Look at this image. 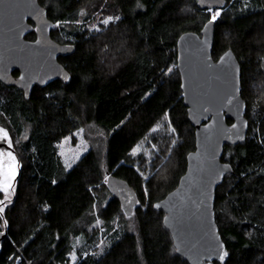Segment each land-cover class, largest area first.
I'll return each instance as SVG.
<instances>
[{
  "label": "trees",
  "instance_id": "1",
  "mask_svg": "<svg viewBox=\"0 0 264 264\" xmlns=\"http://www.w3.org/2000/svg\"><path fill=\"white\" fill-rule=\"evenodd\" d=\"M38 1L54 23L52 39L74 46L57 59L70 79L35 85L28 97L0 82V126L19 160L15 188L0 212L6 233L0 264H68L76 238L83 250L75 264H188L153 204L177 186L195 148L177 39L200 33L214 12L201 9L199 0ZM222 3L212 56L235 54L249 122L244 142L225 145L221 160L232 171L215 191V218L226 264H264V0ZM108 15L118 18L90 29ZM34 37V31L26 35ZM161 122L172 129L159 143V156H167L163 167L170 168L145 180L131 150ZM88 124L105 132L101 153L91 148L65 168L57 144ZM109 174L135 191L132 213L111 193Z\"/></svg>",
  "mask_w": 264,
  "mask_h": 264
},
{
  "label": "water",
  "instance_id": "2",
  "mask_svg": "<svg viewBox=\"0 0 264 264\" xmlns=\"http://www.w3.org/2000/svg\"><path fill=\"white\" fill-rule=\"evenodd\" d=\"M222 4V0L198 1L201 9L210 11ZM53 26L38 0H0L1 83L28 97L35 85L42 88L54 81H69L68 71L57 59L72 53L74 46L53 40ZM31 31L35 37L29 40L26 35ZM214 31L215 20L210 19L200 33L184 32L177 39L180 89L194 127L195 148L187 154L177 186L153 204L164 213L163 226L176 254L188 264H226L228 260L215 218V191L232 171L221 160L225 145L244 142L249 122L241 96L239 62L231 49L214 60ZM107 185L125 212L132 213L138 198L130 185L111 174ZM5 236L0 230V243Z\"/></svg>",
  "mask_w": 264,
  "mask_h": 264
},
{
  "label": "rangeland",
  "instance_id": "3",
  "mask_svg": "<svg viewBox=\"0 0 264 264\" xmlns=\"http://www.w3.org/2000/svg\"><path fill=\"white\" fill-rule=\"evenodd\" d=\"M212 11L215 14V12H219L220 10L218 9ZM117 18V16L112 15L102 16L101 18H98L95 23H93L90 29L92 31H98L101 29V27L106 26L109 22L116 21ZM0 130H2V132H0V153H3V155L0 156V179L3 178V174L6 171L12 172L14 170V175L11 180L12 189L9 191L8 199H5V193L0 191V193L3 195V199L0 200L3 201V203L0 204V208H2L4 202L11 198L15 188V179L17 173L19 172V160L14 151L11 149V146L13 147L15 142L10 138L8 132L2 126H0ZM171 131L172 129L170 127L167 128L165 126V122L155 124L149 130L146 137L136 144L131 150L132 156L136 160L135 165L137 167H145L144 171H140L141 177H143L145 180H147L150 175H153L158 170H161L160 172L162 174L160 175L164 177L166 175V171L170 168V164L164 165L163 167L167 156H159V143L161 142L162 137H165L171 133ZM3 133H7L6 139L4 138ZM103 140H105V132L94 124H88L79 130L72 132L71 135L63 138L57 144L58 155L65 168H70L85 152L91 148L101 153L104 144ZM9 154L11 157L15 158L14 161L10 158ZM100 244L102 245L101 241ZM79 250H83L81 247V239L76 238L73 244V251L68 255V264H75L78 261ZM83 255H85V253Z\"/></svg>",
  "mask_w": 264,
  "mask_h": 264
},
{
  "label": "snow or ice",
  "instance_id": "4",
  "mask_svg": "<svg viewBox=\"0 0 264 264\" xmlns=\"http://www.w3.org/2000/svg\"><path fill=\"white\" fill-rule=\"evenodd\" d=\"M219 15V13H215L212 17L213 20L216 19V16ZM0 132H2V130H0ZM4 135V138L6 139L7 138V133H3ZM3 153H0V156H2ZM10 156V154H9ZM10 158L14 161V157H11ZM14 167V166H13ZM13 175H14V170L12 172H5L3 174V178L0 179V191H3L5 193V199H8V194H9V191L10 189H12V183H11V180L13 178ZM3 201H0V204H2ZM0 211H3L2 208H0ZM221 259H223V257H221Z\"/></svg>",
  "mask_w": 264,
  "mask_h": 264
}]
</instances>
